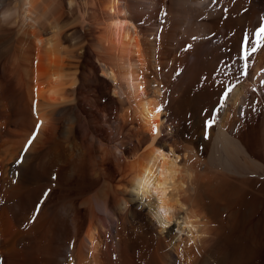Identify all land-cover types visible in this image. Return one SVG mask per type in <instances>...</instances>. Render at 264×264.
Instances as JSON below:
<instances>
[{"label":"bare ground","instance_id":"bare-ground-1","mask_svg":"<svg viewBox=\"0 0 264 264\" xmlns=\"http://www.w3.org/2000/svg\"><path fill=\"white\" fill-rule=\"evenodd\" d=\"M261 27L264 0H0V264H189L216 178L264 177Z\"/></svg>","mask_w":264,"mask_h":264},{"label":"rangeland","instance_id":"rangeland-1","mask_svg":"<svg viewBox=\"0 0 264 264\" xmlns=\"http://www.w3.org/2000/svg\"><path fill=\"white\" fill-rule=\"evenodd\" d=\"M98 73L104 76L101 72L98 71ZM106 110V106H101L102 113L103 111L106 113ZM55 121L59 125L58 127H61V122H59L61 120L57 119ZM2 123L1 126L5 124L3 126L4 137L8 135L10 131L8 129L15 130V127L10 126L8 121H2ZM119 123L120 119L117 126ZM113 131L116 133V130ZM36 135L35 129H32L29 135L26 136L25 144H29V140H31V143L35 142ZM113 143L116 145L117 141H113ZM20 167L21 165L16 169L17 174L20 173ZM13 181L12 185L15 186L16 182ZM216 181L217 183L220 182L222 186L224 185L227 193L225 192V195L214 207L213 212L217 208L216 212L211 213L209 231L212 232L209 235L210 237L207 236V240L201 246L195 247V251L192 250V254H194L191 257L193 259L190 256L188 257L189 262L191 261L189 264H264V177L259 180L254 179L250 183L220 176L216 178ZM105 221H108V219ZM108 223L106 222V224ZM215 228L217 229L215 230ZM199 254L204 255L200 256ZM196 258L201 262H197ZM160 263L162 262L160 261Z\"/></svg>","mask_w":264,"mask_h":264},{"label":"snow or ice","instance_id":"snow-or-ice-1","mask_svg":"<svg viewBox=\"0 0 264 264\" xmlns=\"http://www.w3.org/2000/svg\"><path fill=\"white\" fill-rule=\"evenodd\" d=\"M257 35H258V37H259L260 40H264V27H261L258 30ZM259 46L260 47H264V44H260ZM256 50H257V48L254 46L253 49H252V51H256ZM248 55H249L248 49H247V47H245V49H244V58L247 59L248 58ZM158 111H159V109H158ZM211 123H212V121H209L208 122V126L209 127L211 126ZM29 144H31V140H29ZM45 195H47V193ZM37 211H39V206L37 208ZM33 220H35V216H33Z\"/></svg>","mask_w":264,"mask_h":264}]
</instances>
